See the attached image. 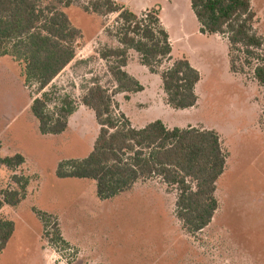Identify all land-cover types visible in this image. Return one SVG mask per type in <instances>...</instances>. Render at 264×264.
<instances>
[{
    "label": "rangeland",
    "instance_id": "1",
    "mask_svg": "<svg viewBox=\"0 0 264 264\" xmlns=\"http://www.w3.org/2000/svg\"><path fill=\"white\" fill-rule=\"evenodd\" d=\"M119 1L138 14L159 7L171 37L172 60H188L201 80L196 106L172 109L160 77L130 51L125 71L144 90L112 94L116 109L134 128L160 120L169 129L215 131L227 157L215 193L218 210L206 229L189 235L175 215L176 192L157 178L101 201L94 181L56 176L60 162L86 158L97 138L94 114L80 104L86 89L94 80L115 89L99 53L119 46L108 33H114L117 15L85 13L81 5L87 0H76L61 8L81 34L76 60L44 90L50 112L65 100L75 107L65 132L40 134L30 106L41 94L36 96V85H24L21 64L0 58V159L16 154L25 159L13 171L0 164V191L16 189L13 175L29 181L25 199L0 211L15 227L0 264H264L263 90L251 66L242 64V73L231 71L226 37L201 34L189 0ZM251 5L254 31L264 40V0H251ZM55 233L60 241H53Z\"/></svg>",
    "mask_w": 264,
    "mask_h": 264
},
{
    "label": "trees",
    "instance_id": "2",
    "mask_svg": "<svg viewBox=\"0 0 264 264\" xmlns=\"http://www.w3.org/2000/svg\"><path fill=\"white\" fill-rule=\"evenodd\" d=\"M75 1L0 0V58L9 56L21 64L24 85H36V96L41 94L33 98L30 106L41 135L65 132L68 119L75 112L66 100L50 112L49 94L44 92L76 56L81 34L61 10L70 8ZM189 1L201 34L226 37L231 71L242 73L244 64L251 66L253 77L263 90L264 106V40L254 31L256 14L251 0ZM81 8L99 17L117 15V27L114 33H108L119 46L99 53L107 63L115 89L111 92L98 80L86 89L80 104L93 112L99 127L97 138L86 158L60 162L56 176L94 181L101 201L131 191L139 181L157 178L176 192L175 215L182 228L189 235L202 232L219 207L215 193L227 160L219 135L193 127L169 129L160 120L134 128L118 113L112 95L144 90L124 70L129 51L138 55L140 64L150 74L160 77L167 105L175 110L196 106L199 71L185 58L172 60V45L159 7L138 14L114 0H87ZM167 62L171 65L161 70ZM262 122L264 125V111ZM24 162L21 154L0 159V164L10 171ZM11 179L17 187L0 191V211L4 206L16 208L26 197L28 179L18 175ZM14 230L12 221L0 217V254ZM60 240L59 233H55L53 241Z\"/></svg>",
    "mask_w": 264,
    "mask_h": 264
},
{
    "label": "crops",
    "instance_id": "3",
    "mask_svg": "<svg viewBox=\"0 0 264 264\" xmlns=\"http://www.w3.org/2000/svg\"><path fill=\"white\" fill-rule=\"evenodd\" d=\"M115 2H117V3H120V4H122V5H124L126 8H128L129 10H131L129 7H128V4H124V3H122V2H120L119 0H114ZM152 8V7H151ZM151 8H148V9H151ZM147 8H144V9H139V10H137L136 12H142V11H146V10H148ZM160 11H161V9H160ZM160 19H161V21H162V18L160 17ZM162 24H163V26L165 27V29L167 30V27H166V25L164 24V22L162 21ZM167 32H168V30H167ZM168 34H169V32H168ZM169 38L171 39V37H170V34H169ZM171 42V41H170ZM171 45H172V43H171ZM129 53H130V51H129ZM76 57H77V52H76V56H75V58L73 59V61L72 62H75V60H76ZM72 62H70V64L72 63ZM69 64V65H70ZM68 65V66H69ZM128 65V64H127ZM67 68V67H66ZM65 68V69H66ZM126 68H127V66H126ZM125 68V69H126ZM64 69V70H65ZM124 69V70H125ZM63 72V71H62ZM61 72V73H62ZM60 73V74H61ZM58 77V76H57ZM143 92V91H142ZM92 112V111H91ZM93 113V112H92ZM71 117V116H70ZM70 117H69V119H70ZM69 119H68V127L70 126V122H69ZM136 185V184H135Z\"/></svg>",
    "mask_w": 264,
    "mask_h": 264
}]
</instances>
